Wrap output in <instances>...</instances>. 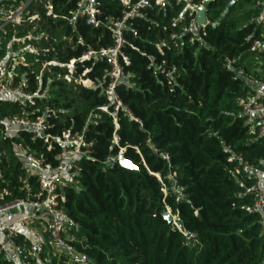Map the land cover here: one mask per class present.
Wrapping results in <instances>:
<instances>
[{
    "label": "trees",
    "instance_id": "trees-1",
    "mask_svg": "<svg viewBox=\"0 0 264 264\" xmlns=\"http://www.w3.org/2000/svg\"><path fill=\"white\" fill-rule=\"evenodd\" d=\"M79 1L36 0L39 19L0 33V58L14 31L23 36L35 27L46 37L32 41L39 52L24 53L17 80L28 79L35 91L40 77L41 93L47 95L27 105L1 101L0 120L23 112L43 116L50 133L71 130L88 144L75 163L77 185L59 190L65 212L78 224L77 250L91 264H264V225L252 210L253 179L237 174L239 164L229 160L227 149L231 145L249 165L264 161V134L250 131L242 115L244 104L257 96L253 80L264 81V51L252 48L255 39H264L263 0H211V23L194 42L195 34L173 27L183 1L152 4L130 17L121 50L129 63L120 59L124 81L117 93L133 118L100 108L109 105L104 91L111 67L99 52L114 46L115 38L85 17L70 22ZM98 1L103 21L127 10L120 0ZM54 59L63 64L74 59L73 79L91 84L67 82L65 65L43 69ZM228 61L245 74L228 68ZM19 144L53 166L63 151L57 143L48 149L24 131L10 136L0 125L1 203L39 189ZM121 151L134 169L119 164ZM168 211L172 222L165 218ZM42 257L47 264H65L49 244ZM0 264H10L1 252Z\"/></svg>",
    "mask_w": 264,
    "mask_h": 264
},
{
    "label": "built area",
    "instance_id": "built-area-1",
    "mask_svg": "<svg viewBox=\"0 0 264 264\" xmlns=\"http://www.w3.org/2000/svg\"><path fill=\"white\" fill-rule=\"evenodd\" d=\"M35 1L0 0V33H5L9 26L25 25L39 19V13L33 9ZM168 1L120 0L121 4L127 7V10L122 17L107 21L98 17L101 13L98 0H80L78 2L77 9L70 19L71 23H74L79 16L85 17L88 25L104 26L115 38L114 46L101 49L99 52L106 58L111 67L108 73L109 82L104 91L109 105L100 107L101 110L109 112L110 108H113L114 113L122 110L133 118L128 107L124 105L117 93L118 86L124 81L123 65L120 59L122 58L125 63H129L128 57L121 52L123 45L127 43L124 33L128 28L130 17L138 15L141 9L150 7L152 4L163 5ZM179 1L185 3V9L174 21L173 27L180 26L181 34H195L191 38L192 42L195 39L201 41L199 31L211 23L208 17V6L211 0ZM259 4L264 8V0ZM45 8L48 9L47 14L51 15V5H45ZM200 9L206 11V20L202 25L198 23ZM53 17H55L54 14ZM34 29L35 27L28 30L23 36H18L17 32L14 31L7 44L5 54L0 58V103L3 100H10L19 102L21 105H27L33 104L38 98L47 96L41 93L40 77L38 78L39 88L35 91L29 90L28 79L22 77L17 80L20 66L26 63L24 53L37 54L39 52L38 47L34 46L32 41H40L46 38L43 34L34 32ZM177 36L176 33L172 35L173 38ZM252 48L264 51V39H255ZM92 53H86L83 59L89 58ZM56 64L67 67L69 74L62 76V78L67 82H72L74 80L72 74L75 71V60L63 64L54 59L45 62L43 69ZM227 66L239 75L245 74L244 68L233 66L230 61H228ZM74 81H80L83 85H88L87 82H90L89 79H75ZM261 84H264L263 80H253L254 88ZM242 115L247 117L250 131L255 132L258 129L260 135L264 134L263 102L250 99L244 104ZM89 121L92 122L91 119ZM0 125H3L5 132L10 136L18 137L24 131L30 133L34 140L47 144L48 149H51L54 143L63 147V151L57 157L59 164L53 166L51 163H45L41 158L28 153L22 144L18 145L26 162V167L29 168V174L37 178L39 189L35 193H30L26 198L14 199L6 203L0 202V252L10 264H47L42 256L46 245L49 244L54 250L55 256H64L65 264H91L90 260L82 255L74 244L76 238L73 230L77 229L78 224L65 212L59 196V190L65 185H63L64 179L71 176L73 180V177L79 173L75 169V163L79 156L86 154L85 149L88 147L84 135L73 134L71 130L54 135L48 131L43 116L30 118L24 112L14 115L12 118L0 120ZM227 149L231 152L229 160L237 161L239 164L236 168L237 174L242 173L253 179L252 190L255 198L252 210L262 216L264 225V161H262L261 166L249 165L244 161L242 153L235 152L231 145H228ZM168 177L174 178L172 174H169ZM175 190L179 195L181 194L179 188H175ZM175 224L178 226L177 223ZM186 235L193 236L191 233H186ZM17 236L22 237V243L16 242Z\"/></svg>",
    "mask_w": 264,
    "mask_h": 264
},
{
    "label": "water",
    "instance_id": "water-1",
    "mask_svg": "<svg viewBox=\"0 0 264 264\" xmlns=\"http://www.w3.org/2000/svg\"><path fill=\"white\" fill-rule=\"evenodd\" d=\"M210 3V2H209ZM206 20V11L204 9H200L198 12V23L202 25ZM119 164L126 168L134 169L135 165L129 161L123 154L119 157ZM165 218L168 219L170 222L173 221L172 214L170 212L165 213Z\"/></svg>",
    "mask_w": 264,
    "mask_h": 264
},
{
    "label": "rangeland",
    "instance_id": "rangeland-1",
    "mask_svg": "<svg viewBox=\"0 0 264 264\" xmlns=\"http://www.w3.org/2000/svg\"><path fill=\"white\" fill-rule=\"evenodd\" d=\"M263 18H264V8H263V10H262V17L260 18V23H262V29L264 30V22H263ZM88 83V85L90 84V82H87ZM64 183H63V185L64 184H69V183H73L74 185H77V182L76 181H74V180H72V178H71V176H67L65 179H64V181H63Z\"/></svg>",
    "mask_w": 264,
    "mask_h": 264
},
{
    "label": "crops",
    "instance_id": "crops-1",
    "mask_svg": "<svg viewBox=\"0 0 264 264\" xmlns=\"http://www.w3.org/2000/svg\"><path fill=\"white\" fill-rule=\"evenodd\" d=\"M264 71V70H263ZM264 73V72H263ZM255 90L257 92L256 99L263 100L264 99V84L257 85L255 87Z\"/></svg>",
    "mask_w": 264,
    "mask_h": 264
}]
</instances>
